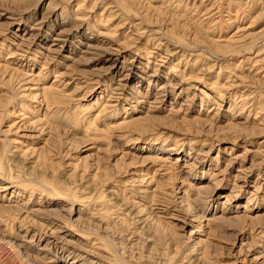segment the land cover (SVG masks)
I'll return each mask as SVG.
<instances>
[{"label": "rangeland", "instance_id": "374dc122", "mask_svg": "<svg viewBox=\"0 0 264 264\" xmlns=\"http://www.w3.org/2000/svg\"><path fill=\"white\" fill-rule=\"evenodd\" d=\"M0 264H264V0H0Z\"/></svg>", "mask_w": 264, "mask_h": 264}]
</instances>
